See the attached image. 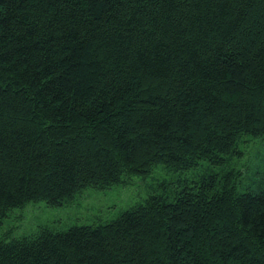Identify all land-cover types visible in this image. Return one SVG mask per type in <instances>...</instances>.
<instances>
[{
    "label": "trees",
    "instance_id": "1",
    "mask_svg": "<svg viewBox=\"0 0 264 264\" xmlns=\"http://www.w3.org/2000/svg\"><path fill=\"white\" fill-rule=\"evenodd\" d=\"M250 140L264 143V0H0V222L157 165L221 167ZM239 174L0 241V264H264V174L241 190Z\"/></svg>",
    "mask_w": 264,
    "mask_h": 264
},
{
    "label": "rangeland",
    "instance_id": "2",
    "mask_svg": "<svg viewBox=\"0 0 264 264\" xmlns=\"http://www.w3.org/2000/svg\"><path fill=\"white\" fill-rule=\"evenodd\" d=\"M257 143L253 140L245 142L240 158L233 157L221 167H210L201 162L188 171L172 172L157 165L145 175L124 176L106 189H84L57 207H50L43 201L26 203L1 219L0 241L36 235L45 229L63 232L72 227L104 225L151 195H165L170 200L179 184L196 182L209 173L239 172L241 190L252 182V175L264 174V143L261 146Z\"/></svg>",
    "mask_w": 264,
    "mask_h": 264
}]
</instances>
